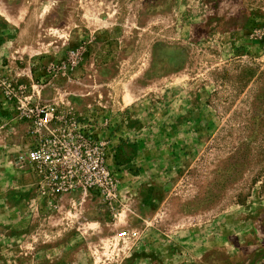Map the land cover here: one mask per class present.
<instances>
[{
    "label": "rangeland",
    "instance_id": "rangeland-1",
    "mask_svg": "<svg viewBox=\"0 0 264 264\" xmlns=\"http://www.w3.org/2000/svg\"><path fill=\"white\" fill-rule=\"evenodd\" d=\"M0 264H264V0H0Z\"/></svg>",
    "mask_w": 264,
    "mask_h": 264
},
{
    "label": "built area",
    "instance_id": "built-area-1",
    "mask_svg": "<svg viewBox=\"0 0 264 264\" xmlns=\"http://www.w3.org/2000/svg\"><path fill=\"white\" fill-rule=\"evenodd\" d=\"M53 120V115L49 113L48 111L42 109L41 113H39V122L41 125H48ZM30 156L32 160L36 161H46L48 162L52 156L53 153L49 152V150L46 149H34L30 152ZM95 168V167H94ZM122 236L128 235L127 231H123L121 233Z\"/></svg>",
    "mask_w": 264,
    "mask_h": 264
}]
</instances>
